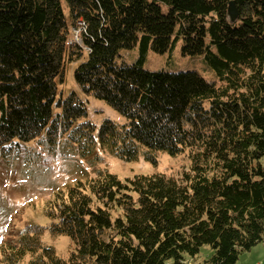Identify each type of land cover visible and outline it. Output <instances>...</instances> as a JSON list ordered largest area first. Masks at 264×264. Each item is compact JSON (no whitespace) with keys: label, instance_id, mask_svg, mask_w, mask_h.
<instances>
[{"label":"trees","instance_id":"trees-1","mask_svg":"<svg viewBox=\"0 0 264 264\" xmlns=\"http://www.w3.org/2000/svg\"><path fill=\"white\" fill-rule=\"evenodd\" d=\"M64 1L67 17L62 0H0V150L64 140L82 157L99 146L133 161L143 146L188 165L179 177L78 180L48 203L47 226L1 242L0 264H184L203 246L211 255L198 264H236L264 243V0ZM178 43L209 78L143 68L149 51ZM134 47L126 63L120 50ZM84 54L73 72L81 95L56 100L55 79ZM89 96L126 122L96 127ZM45 231L69 238L67 259Z\"/></svg>","mask_w":264,"mask_h":264},{"label":"rangeland","instance_id":"rangeland-1","mask_svg":"<svg viewBox=\"0 0 264 264\" xmlns=\"http://www.w3.org/2000/svg\"><path fill=\"white\" fill-rule=\"evenodd\" d=\"M62 5L67 17L68 8L64 0ZM180 45L178 43L171 52L163 54L149 51L142 65L143 68L164 69L170 72L195 70L209 78L206 70L210 71L202 57L183 56ZM120 55L130 64L138 55L137 47L122 49ZM85 59L84 54L79 60L67 61L64 65L63 80L61 81L59 77L55 79L56 100L65 98L72 91L81 95L74 81L73 72ZM85 100L87 117L96 127H99L106 118L117 124L126 122V119L106 102L91 96ZM187 165L188 159L185 155L170 156L165 151H155L143 146L139 148L137 159L124 161L99 146H96L91 154L82 157L76 147L64 140L51 147L49 144L40 147L34 142L14 141L4 151L0 150V246L1 242L15 239L30 224L47 226L50 220L46 208L55 195L61 192L64 194L68 187L78 180H85L95 175L96 171L107 170L121 180L132 178L136 174H164L179 177ZM42 238L53 246L59 257L68 258L72 243L67 236H52L45 231ZM209 255L211 249L203 246L198 258H187L184 264H198L200 259ZM27 260L28 257L24 258L20 264H26ZM236 264H264V243L243 253Z\"/></svg>","mask_w":264,"mask_h":264},{"label":"water","instance_id":"water-1","mask_svg":"<svg viewBox=\"0 0 264 264\" xmlns=\"http://www.w3.org/2000/svg\"><path fill=\"white\" fill-rule=\"evenodd\" d=\"M228 13H229L231 18H235L237 16V12H236V9L234 7V3L233 2H229Z\"/></svg>","mask_w":264,"mask_h":264}]
</instances>
